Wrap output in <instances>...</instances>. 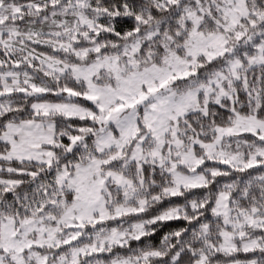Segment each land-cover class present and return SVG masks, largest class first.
I'll list each match as a JSON object with an SVG mask.
<instances>
[{"label": "snow or ice", "instance_id": "1", "mask_svg": "<svg viewBox=\"0 0 264 264\" xmlns=\"http://www.w3.org/2000/svg\"><path fill=\"white\" fill-rule=\"evenodd\" d=\"M0 264H264V0H0Z\"/></svg>", "mask_w": 264, "mask_h": 264}, {"label": "trees", "instance_id": "2", "mask_svg": "<svg viewBox=\"0 0 264 264\" xmlns=\"http://www.w3.org/2000/svg\"><path fill=\"white\" fill-rule=\"evenodd\" d=\"M219 179H221L222 182L225 180V178H219ZM194 191H196L197 193H202L203 192V190H194ZM173 199H175L178 202H181L182 203V201H180L179 198H173ZM114 223L115 222H109V224H112V225H114ZM183 224H184L183 221H171V222H168L167 225H165L164 227H161L158 230L157 234L154 237L149 238V241L152 244L158 245L159 242H160L161 237L163 236V234L165 232H168V231H171V230H173L175 228H178V227L182 226ZM138 243L139 242H133V245L132 246L133 247H137L138 246Z\"/></svg>", "mask_w": 264, "mask_h": 264}]
</instances>
